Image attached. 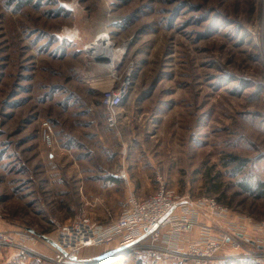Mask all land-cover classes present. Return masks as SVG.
I'll list each match as a JSON object with an SVG mask.
<instances>
[{
    "label": "rangeland",
    "instance_id": "rangeland-1",
    "mask_svg": "<svg viewBox=\"0 0 264 264\" xmlns=\"http://www.w3.org/2000/svg\"><path fill=\"white\" fill-rule=\"evenodd\" d=\"M101 38L110 59L85 51ZM130 67L120 106L129 128L119 115L116 135L100 105L107 88L85 82ZM45 121L52 148L41 140ZM231 157L243 168L225 166ZM116 161L143 195L160 179L177 197L213 200L226 227L254 236L264 221V197L253 190L264 183V0H0V231L53 240L75 217L115 220L119 213H99L98 182L84 179ZM26 246L53 256L42 238ZM113 247L81 256L138 258ZM0 264L41 263L0 245Z\"/></svg>",
    "mask_w": 264,
    "mask_h": 264
},
{
    "label": "built area",
    "instance_id": "built-area-1",
    "mask_svg": "<svg viewBox=\"0 0 264 264\" xmlns=\"http://www.w3.org/2000/svg\"><path fill=\"white\" fill-rule=\"evenodd\" d=\"M132 74L131 67L118 78L111 72V85L101 91L100 105L109 129L118 124V109L128 96ZM41 140L52 148L48 121L41 124ZM117 177L126 182L122 170ZM157 183V189L143 199L129 191L119 216L106 225L86 217L61 223L56 237L49 239L52 257H42L27 248V244L41 239L30 231H0V245L36 256L41 264H90L80 258L84 250L110 245L116 246L119 254L133 253L146 264H211L217 258L264 264V221L253 227L254 236L250 237L244 229L204 224L200 214L224 222L225 209L213 200L177 197L160 179ZM197 230L200 235L191 239Z\"/></svg>",
    "mask_w": 264,
    "mask_h": 264
},
{
    "label": "crops",
    "instance_id": "crops-1",
    "mask_svg": "<svg viewBox=\"0 0 264 264\" xmlns=\"http://www.w3.org/2000/svg\"><path fill=\"white\" fill-rule=\"evenodd\" d=\"M85 84L88 85V88L90 91L98 90L101 88L104 89V88H107L111 85L110 76H109V74H106V76H104V77H96L95 79L91 78V79H89L88 82L86 81ZM120 112L122 113V114L119 113V115H121V117L123 116V118H124V116H125V119L123 120V122L125 123L128 115L126 116V114L123 112V107H120ZM127 124L128 123L126 122L124 125L126 128H129L128 126H126ZM118 128L119 127L117 126V127H115V129H113V132L115 131L116 135L119 134ZM93 130L95 131V129H93ZM102 136H100L98 134L97 137L102 139ZM67 142L73 143L72 138H69V140H67ZM66 146H65L66 149L71 148V147L69 148V146H70L69 143H67ZM80 146H81V144L79 143V147ZM89 166H94V164H91ZM89 168H93V167H89ZM96 169L98 172L96 174H92V173L90 174L89 173L88 174L89 176L86 179H84V181H88L89 183H95V181L98 182V184L96 186V188L97 187L98 188H97V190L95 189V192L98 193V197H96V198H103L106 201V205L100 209L99 213H106L107 216H110L109 213H111V212L120 214L122 208L124 207L125 200H126V197H127V194L129 191H133L135 193V195L140 199H143L149 195V194L146 196L143 195V191L141 189H139L140 187L135 183H132V182L130 183L128 180V177L126 179V182L122 181L121 179H119L117 177L118 172L124 169V164L122 162L116 161L112 164H106V165L105 164H103V165L97 164ZM124 185H125V188H124ZM146 186H150V185L147 183ZM83 187H84V185H83ZM85 187L87 188L86 185H85ZM117 190H119V191H117ZM120 190H123V192H124L123 199L120 197L121 196ZM93 192L91 190H88V194H91L92 196H93ZM153 192L154 191H152L151 194ZM122 195H123V193H122ZM121 202H123V206H121ZM199 219L204 224H207V225L216 224V225H219L223 228H226V225L224 224V222H219L216 219H212L209 216L205 215L204 213L199 215ZM244 233H245V231H244ZM253 233H254V231H252V234ZM199 235H200V232L198 230L194 231L191 235V239H195ZM247 236H249V235H247ZM113 249L115 250L116 247H113ZM33 252H35V251H33ZM36 253H38V252H36ZM223 253L228 254L227 251H224ZM87 257H89V256H87ZM87 257L81 256L80 258H81V260H91V259L98 258V257H91V258H87ZM211 264H253V263L250 261H245V260H238V261L233 260L232 261V260H228V259H224V258H217Z\"/></svg>",
    "mask_w": 264,
    "mask_h": 264
},
{
    "label": "trees",
    "instance_id": "trees-1",
    "mask_svg": "<svg viewBox=\"0 0 264 264\" xmlns=\"http://www.w3.org/2000/svg\"><path fill=\"white\" fill-rule=\"evenodd\" d=\"M230 164H232L234 166V169H238V168H243L244 166V162L243 160H240L238 158H235V157H231V160L227 161V163H225V166H229ZM246 191H249L250 192V189L249 187L245 186L244 187ZM253 190H257L259 193H257L258 197H264V183L263 182H260L258 184L255 185V188ZM131 256V254H129ZM133 258V263L132 264H146L144 261H142L141 259L139 258H136L134 259Z\"/></svg>",
    "mask_w": 264,
    "mask_h": 264
},
{
    "label": "bare ground",
    "instance_id": "bare-ground-1",
    "mask_svg": "<svg viewBox=\"0 0 264 264\" xmlns=\"http://www.w3.org/2000/svg\"><path fill=\"white\" fill-rule=\"evenodd\" d=\"M96 48H100L99 51H101L102 54H104L109 59L111 58V51L109 49V44L107 43L105 38H101L95 44L88 45L85 51L86 52H91V54L94 55V51H97Z\"/></svg>",
    "mask_w": 264,
    "mask_h": 264
},
{
    "label": "water",
    "instance_id": "water-1",
    "mask_svg": "<svg viewBox=\"0 0 264 264\" xmlns=\"http://www.w3.org/2000/svg\"><path fill=\"white\" fill-rule=\"evenodd\" d=\"M29 231L31 232V233H33V234H35V235H37V236H39V237H41L42 239H44V240H46L47 242H51L48 238H46L45 236H43V235H40V234H38V233H36L35 231H33V230H31V229H29ZM113 252H117V250H115V251H113ZM112 252V253H113ZM104 255H102V256H100V257H98V258H95V259H91V260H82L83 262H87V263H89V262H94V261H97L96 259H101L102 257H103ZM105 256H106V254H105Z\"/></svg>",
    "mask_w": 264,
    "mask_h": 264
}]
</instances>
